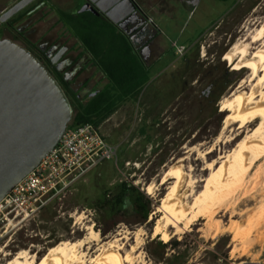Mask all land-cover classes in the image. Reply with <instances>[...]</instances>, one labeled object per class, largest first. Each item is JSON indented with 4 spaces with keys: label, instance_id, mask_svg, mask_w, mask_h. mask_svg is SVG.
<instances>
[{
    "label": "rangeland",
    "instance_id": "rangeland-1",
    "mask_svg": "<svg viewBox=\"0 0 264 264\" xmlns=\"http://www.w3.org/2000/svg\"><path fill=\"white\" fill-rule=\"evenodd\" d=\"M152 13L160 27L161 50L147 66L149 80L135 101L122 102L99 125L106 142L117 146L116 156L102 160L66 192L25 219L3 218L0 231L6 230L0 239V264L5 263V255L10 258L19 252L40 255L37 262L50 247L86 236L90 227L98 233V239L90 243L89 255L94 254L98 243L121 237L124 232L131 244L134 232L139 231V264H264V233L249 243L246 253L237 250L234 257H230V249L239 243L232 242L230 230L214 235L204 219H197L164 240L153 226L166 184L157 185L155 190L149 186L151 180L158 182L169 164L183 156H187L186 164H191L193 176L207 177L206 162L218 163L220 156L258 124L259 120L237 118L223 128L229 111L222 109L220 100L252 72V65L238 62L227 50L264 17V0H163L162 9L154 8ZM174 43L185 46L183 54H175ZM157 50L154 48L152 53ZM152 56H148V63ZM92 72L98 80L95 86L103 87L106 78L96 67ZM86 91L87 87L82 94ZM213 144L205 158L195 152L194 148L205 150ZM260 161L250 171L247 184H252L251 175ZM122 181L137 185L153 201L146 220L131 210L128 200L112 208L110 202L103 203V198L113 199ZM251 204L247 196L235 210ZM229 214L230 210L219 213L223 225L230 218H244ZM259 230L264 231L263 224Z\"/></svg>",
    "mask_w": 264,
    "mask_h": 264
},
{
    "label": "bare ground",
    "instance_id": "bare-ground-1",
    "mask_svg": "<svg viewBox=\"0 0 264 264\" xmlns=\"http://www.w3.org/2000/svg\"><path fill=\"white\" fill-rule=\"evenodd\" d=\"M227 53L244 65H252L253 69L229 95L220 100L222 109L229 111L223 128L237 118L259 120L258 124L228 153L220 156L218 163L214 160L206 162L204 170L209 169L207 177L193 176L191 164L187 165V156H183L169 164L157 178L158 182L151 180L149 186L155 190L157 185L166 184L156 208L160 213L153 226L157 235L169 240L197 219H204L207 227L214 229V235L224 229L230 230L232 242L239 243V247L234 245L230 249V257H234L237 250L246 253L249 243L264 233L259 230V226L264 225V177L260 178L261 174L264 175V17L232 42ZM213 148L214 144L205 150L194 149L198 156L205 158ZM258 160L263 162L257 164L251 175L252 184H247V177ZM259 186L262 188L256 190ZM247 196L252 206L236 211V206ZM229 210V216L244 218H230L223 225L218 215ZM139 233L134 232L131 244L126 232L121 237L114 236L107 242L98 243L94 254L89 255L90 243L98 239V233L90 227L86 236L74 241L63 240L50 247L37 262L40 255L19 252L10 258L5 255L4 264H139L136 261V251L141 244ZM237 264L259 263L239 261Z\"/></svg>",
    "mask_w": 264,
    "mask_h": 264
},
{
    "label": "water",
    "instance_id": "water-1",
    "mask_svg": "<svg viewBox=\"0 0 264 264\" xmlns=\"http://www.w3.org/2000/svg\"><path fill=\"white\" fill-rule=\"evenodd\" d=\"M89 3L90 10L96 8L122 31L126 32L120 22L126 19L135 22L136 32L144 27L135 17L128 19L137 9L134 0H85L84 4ZM148 52V43L139 49L144 60ZM72 115L66 93L35 55L0 38V200L58 143Z\"/></svg>",
    "mask_w": 264,
    "mask_h": 264
},
{
    "label": "flooded vegetation",
    "instance_id": "flooded-vegetation-1",
    "mask_svg": "<svg viewBox=\"0 0 264 264\" xmlns=\"http://www.w3.org/2000/svg\"><path fill=\"white\" fill-rule=\"evenodd\" d=\"M21 1L0 0V17L15 7L4 20L0 21V38L9 39L35 55L69 97L72 92L81 100L93 96L102 87L95 86L98 81L92 72L95 66L90 64L80 41L75 37L72 23L82 18L83 13L109 20L95 10L96 8L90 10L92 4H84L85 0H25V2L23 0L24 3ZM134 1L137 9L128 19L135 17L137 24H145L142 2ZM134 23L126 19L120 22V26L128 32L131 26L135 27ZM129 38L140 46L139 49L148 43V53L156 45V36L146 40L142 45L137 35L133 36L130 33ZM86 87V93L82 94Z\"/></svg>",
    "mask_w": 264,
    "mask_h": 264
},
{
    "label": "trees",
    "instance_id": "trees-1",
    "mask_svg": "<svg viewBox=\"0 0 264 264\" xmlns=\"http://www.w3.org/2000/svg\"><path fill=\"white\" fill-rule=\"evenodd\" d=\"M81 16L72 23L75 37L91 55L93 65L107 82L86 100L77 98L73 92L71 97L66 94L73 108V117L68 126L91 122L98 127L122 102L137 99L149 80L148 68L139 49L112 23L90 13ZM215 112L221 116L217 108ZM102 200L104 204L110 202V208L121 206L128 200L131 210L143 221L153 205L145 192L127 181L118 185L111 201L106 198Z\"/></svg>",
    "mask_w": 264,
    "mask_h": 264
},
{
    "label": "built area",
    "instance_id": "built-area-1",
    "mask_svg": "<svg viewBox=\"0 0 264 264\" xmlns=\"http://www.w3.org/2000/svg\"><path fill=\"white\" fill-rule=\"evenodd\" d=\"M173 46L177 55L186 49L182 44ZM116 151L117 146L106 142L99 126L91 122L67 126L58 143L0 200V221L23 220L45 208L102 160L114 158ZM5 230L0 231V239Z\"/></svg>",
    "mask_w": 264,
    "mask_h": 264
},
{
    "label": "crops",
    "instance_id": "crops-1",
    "mask_svg": "<svg viewBox=\"0 0 264 264\" xmlns=\"http://www.w3.org/2000/svg\"><path fill=\"white\" fill-rule=\"evenodd\" d=\"M140 1L142 2L143 8H144V13H145V19H144L145 24H144V27L140 31H137V32L134 30V26H131L129 31L126 32V33L122 32L119 29H117V30L119 32H121L122 34L126 35V37L133 44L134 47H136L138 45H137V43H134V41L129 38V34L130 33L133 34V36L137 35L139 37V39L141 40V43L142 42L144 43L146 40L152 38L153 36H156V45L153 47V50H154V48H158V50L156 51V53H152L153 50L150 53H148V56L153 54V56L149 60V63L147 62V59L146 60L143 59L146 62L147 66H149L153 59H157L160 56V50H161L160 48L161 47H160V44H159V41H158V37H159V33H160V27H159V24L157 23V21L155 20V16L152 13V10L154 8H159V9L161 8L162 9V1L163 0H154V1L151 0L148 3V6H147V0H140ZM154 5H156L157 7H154ZM149 18H152V22H150L148 20ZM80 44H81V42H80ZM80 46H81L82 50L86 53V55L88 57V60L90 61V64H91L92 63L91 55L87 51L84 50V47L82 46V44ZM137 49H139V48H137ZM148 56H147V58H148ZM102 76H103V74H102Z\"/></svg>",
    "mask_w": 264,
    "mask_h": 264
}]
</instances>
